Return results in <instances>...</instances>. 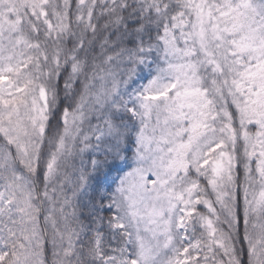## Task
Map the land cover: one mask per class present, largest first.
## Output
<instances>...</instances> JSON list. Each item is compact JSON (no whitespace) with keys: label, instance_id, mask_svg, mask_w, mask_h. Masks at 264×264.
Returning <instances> with one entry per match:
<instances>
[{"label":"snow or ice","instance_id":"obj_1","mask_svg":"<svg viewBox=\"0 0 264 264\" xmlns=\"http://www.w3.org/2000/svg\"><path fill=\"white\" fill-rule=\"evenodd\" d=\"M0 264H264V0H0Z\"/></svg>","mask_w":264,"mask_h":264}]
</instances>
